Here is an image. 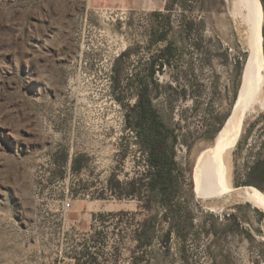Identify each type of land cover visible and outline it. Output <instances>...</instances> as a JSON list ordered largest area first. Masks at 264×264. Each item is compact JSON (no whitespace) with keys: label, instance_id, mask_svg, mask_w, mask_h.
Listing matches in <instances>:
<instances>
[{"label":"rangeland","instance_id":"1","mask_svg":"<svg viewBox=\"0 0 264 264\" xmlns=\"http://www.w3.org/2000/svg\"><path fill=\"white\" fill-rule=\"evenodd\" d=\"M229 3L0 0V264H264L261 209L194 182L248 56L250 27ZM141 83L179 134L181 192L167 205L134 183L147 178L129 125ZM262 110L235 148L233 187L264 192L244 182L264 160Z\"/></svg>","mask_w":264,"mask_h":264},{"label":"bare ground","instance_id":"2","mask_svg":"<svg viewBox=\"0 0 264 264\" xmlns=\"http://www.w3.org/2000/svg\"><path fill=\"white\" fill-rule=\"evenodd\" d=\"M230 13L250 27L248 56L231 115L194 167L197 191L205 198L240 189L246 200L264 212V192L254 186L233 187L232 159L247 122L264 108V4L262 0H229ZM243 26V25H242Z\"/></svg>","mask_w":264,"mask_h":264},{"label":"trees","instance_id":"3","mask_svg":"<svg viewBox=\"0 0 264 264\" xmlns=\"http://www.w3.org/2000/svg\"><path fill=\"white\" fill-rule=\"evenodd\" d=\"M163 15L162 13H157ZM166 16V15H165ZM167 17V16H166ZM156 30H152L151 43L163 40L162 34L156 35ZM156 70L152 67L150 75L154 74ZM149 83H141L140 91L137 93V102L132 113L129 125L136 132V137L140 148L146 153L147 164V178L144 182L135 181L134 183L139 186L143 185L147 188L149 195L154 202L167 205L174 197L178 196L181 192V167L176 161V145L179 143V134L175 127L168 124L162 117L160 111L154 106L152 97L149 94ZM223 125V124H222ZM193 179V178H192ZM191 179V180H192ZM192 182V181H191ZM245 183L254 184L264 189V160H257L255 164L247 172ZM193 190V182L190 183V191ZM187 208L185 204L178 203L174 207L175 215L178 216L180 210ZM190 217V224L192 214L188 210ZM261 219H264V212L260 210ZM155 225L156 218L150 221ZM171 224L167 233L163 238L170 239V234L174 230L177 234L180 231L175 229ZM91 259L86 260L85 263L89 264L95 260L93 255ZM80 259V258H78Z\"/></svg>","mask_w":264,"mask_h":264},{"label":"built area","instance_id":"4","mask_svg":"<svg viewBox=\"0 0 264 264\" xmlns=\"http://www.w3.org/2000/svg\"><path fill=\"white\" fill-rule=\"evenodd\" d=\"M64 206H65L67 209H69V208L71 207V202L65 200V201H64Z\"/></svg>","mask_w":264,"mask_h":264},{"label":"water","instance_id":"5","mask_svg":"<svg viewBox=\"0 0 264 264\" xmlns=\"http://www.w3.org/2000/svg\"><path fill=\"white\" fill-rule=\"evenodd\" d=\"M193 188H194V186H193Z\"/></svg>","mask_w":264,"mask_h":264}]
</instances>
